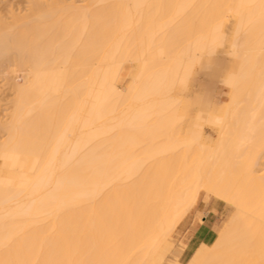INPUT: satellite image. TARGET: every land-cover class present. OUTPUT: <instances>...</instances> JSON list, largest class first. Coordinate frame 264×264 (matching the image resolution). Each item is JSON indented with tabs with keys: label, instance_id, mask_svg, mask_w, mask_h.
<instances>
[{
	"label": "bare ground",
	"instance_id": "obj_1",
	"mask_svg": "<svg viewBox=\"0 0 264 264\" xmlns=\"http://www.w3.org/2000/svg\"><path fill=\"white\" fill-rule=\"evenodd\" d=\"M79 2L0 20V73L24 78H6L0 120V264H160L202 191L235 209L202 264H264V0ZM228 42L240 61L224 81V56L210 69L198 120L220 136L202 147L176 90ZM125 62L139 64L126 88Z\"/></svg>",
	"mask_w": 264,
	"mask_h": 264
},
{
	"label": "rangeland",
	"instance_id": "obj_2",
	"mask_svg": "<svg viewBox=\"0 0 264 264\" xmlns=\"http://www.w3.org/2000/svg\"><path fill=\"white\" fill-rule=\"evenodd\" d=\"M33 1L34 0H0V17H1L0 20L1 19L3 20V18L4 19L6 18L5 21L9 20L11 18L10 16L12 15L11 12H14V14H17L18 16H19V14L25 15L27 9L29 10V6L31 7V3ZM40 1L41 2H47L49 0H40ZM74 1H78V3H80L79 0H74ZM237 19H238L237 17L231 16V15L226 13V17H225L224 21L228 26V28H227L228 39L232 38V33L235 30V26L237 24ZM230 54H231V48H230V44L228 42L226 44V46L218 48V54L217 55L207 56L204 59L203 65H197L196 66V73L193 75V78H192L190 86L188 87V90L184 91L183 87L178 88L177 89L178 91L176 90V94L179 95L178 96L179 97L178 98V101H179L178 104L181 108V111L187 114L188 121L192 124H198L201 128L203 127L202 130H203V135H204L203 136L204 141L202 143V147H204V146H206L208 148L214 147V145H216V143H217V139L220 136V129L218 127L212 126L208 123L206 124V122L203 120H198L199 115H206V113L200 112L199 103L201 102L202 99L205 98L206 90L208 89V86L212 83V82H209V80H210L209 77H212L213 81H214V79H216V78L213 79V75H212L213 72L211 73L210 69L215 71V69H216L215 62H216L218 56H224V58H225V63H224V67H223V69H225V70L221 71L223 74L217 72L218 75H220V81H221V78L224 81L230 75V73H234L237 71L238 64H239L240 60L237 57L230 55ZM209 66H215V67H209ZM3 67L5 68L4 70H6L8 68L6 66H3ZM205 67H209V69H207ZM11 69H10V71H11ZM204 69H207V70H204ZM2 70L3 69H1V71ZM15 72L9 73L7 71L8 75L6 74L5 71L3 74L0 73V120L5 121V118H7L5 116L8 115L7 112L10 109L8 107L9 102L11 101V99L13 100V97H14V92H13L14 89L12 87L13 84L10 85V83H18L19 82L20 84H22L24 82V78L22 77L23 72L22 71H19V72L17 71L16 73ZM205 73L208 76V78L205 75ZM217 73H215V74L217 75ZM138 74H139V64L138 63H136V62H125L124 68H123L122 86L125 88L128 87L135 80V78L138 76ZM215 74H214V76L216 77ZM13 76H15V77H13ZM10 77H13V79ZM6 78H10L12 81L13 80L14 81L16 80V81L12 82ZM8 81L10 83H8ZM9 85H10V87H9ZM11 88L13 89V91L11 90ZM230 96H231V90L229 88L225 87V84L223 85L222 82L217 83L215 92L213 94L214 99L212 98V104H211L210 112L214 113V114H218V115H223L225 107L227 105V102L230 99ZM182 107H184V108H182ZM4 121H2V122H4ZM180 126H181L180 131H178V132L183 131L184 133H186L190 130V127L188 126V124H185V126L184 125H180ZM177 129H179V128H177ZM1 137H3V136H0V138ZM178 137H179V135H178ZM181 137L186 138V137H188V134H184ZM1 140H2V138L0 139V141ZM262 161H263V163H262ZM262 161L260 162V165L257 167V169L262 170L261 173L259 171H257L258 174L259 173L260 174L259 175L256 174V176H259V177L264 175V158ZM202 192H205V191H202ZM201 193H200V195H201ZM205 193H207V192H205ZM208 194H210V193H208ZM210 195H212V194H210ZM212 196L219 199L220 200L219 202H221V201L225 202L224 200L218 198L215 195H212ZM204 197L211 198L208 195H203L202 198H204ZM211 199H214V198H211ZM223 202H221V203H223ZM228 210L231 211V208H228ZM233 213H235L234 208H233ZM188 214L184 217V219L188 216ZM183 220H182V222H183ZM182 222H180V224ZM178 254H179V251H177L173 247V245L171 244V239H169L167 241V243L165 244V246L163 247V249L161 251H158L155 254V259L160 264H173L174 260H176V259L178 260Z\"/></svg>",
	"mask_w": 264,
	"mask_h": 264
},
{
	"label": "crops",
	"instance_id": "obj_3",
	"mask_svg": "<svg viewBox=\"0 0 264 264\" xmlns=\"http://www.w3.org/2000/svg\"><path fill=\"white\" fill-rule=\"evenodd\" d=\"M203 195L214 199L202 198ZM219 201L216 197L202 192L194 208L174 232L171 244L179 251L178 260L181 264H202L219 234L232 218L233 207Z\"/></svg>",
	"mask_w": 264,
	"mask_h": 264
}]
</instances>
